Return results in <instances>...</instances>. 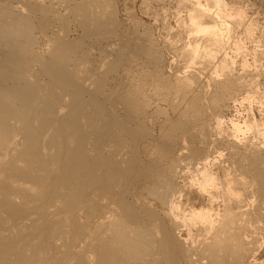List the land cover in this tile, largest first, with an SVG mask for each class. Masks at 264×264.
I'll return each mask as SVG.
<instances>
[{
    "label": "bare ground",
    "instance_id": "1",
    "mask_svg": "<svg viewBox=\"0 0 264 264\" xmlns=\"http://www.w3.org/2000/svg\"><path fill=\"white\" fill-rule=\"evenodd\" d=\"M6 1L0 264H264V103L251 97L247 63L235 70L225 51L231 43L239 52L231 29L242 24V11L223 0H187L186 29L211 41L187 51L202 67L176 78L171 118L159 107L149 115L136 97L125 100L137 123L131 128L98 104L102 80L78 74L81 39L111 34L110 18L90 24V6L102 1L13 0L21 5L13 10ZM61 2L79 12L72 19L81 35L71 42L52 33L42 60L11 22L1 24L16 14L65 26L69 17L54 7ZM152 115L163 118L160 137L142 159L138 141L152 136L145 128Z\"/></svg>",
    "mask_w": 264,
    "mask_h": 264
},
{
    "label": "rangeland",
    "instance_id": "2",
    "mask_svg": "<svg viewBox=\"0 0 264 264\" xmlns=\"http://www.w3.org/2000/svg\"><path fill=\"white\" fill-rule=\"evenodd\" d=\"M69 1L73 5H80L87 0ZM101 1L98 3L101 2L102 5L90 6L88 10L90 24L97 18L103 22L106 18H110L112 21L110 24L111 34L104 36V30H101L97 38L92 36L81 39V48L78 49L75 56L78 59L85 57V60L84 62L81 61V64L79 63L78 74L80 77H84L87 82L102 80L104 94L103 97L99 96L98 104L106 110V115L108 111L113 112L116 119L131 128L135 127L137 123L129 121V109L123 103L131 97H136L142 105L147 104L149 115L153 114L159 107L166 111L167 118H171L176 78L191 72L197 73L196 69L202 67L198 61V65L189 63L188 49H193L195 43L206 44L207 46L211 44L208 38L192 36L191 32L186 29L190 2L194 0H190V2L187 0ZM223 1L229 10L242 11L245 20L242 21V24H237L231 29L233 36L231 38L239 42L240 48L237 53L233 50L231 43V45H226L225 51L229 62L234 63L233 68L235 70H240L243 62L247 63V65L245 64L247 67H245L246 70L248 69V75L251 74L250 83L254 88V94L251 97H254L255 101L264 103V0ZM5 3L12 10L18 6L21 7L19 4L17 6V2H13V0H7ZM200 4L205 5L206 2L200 0ZM54 7L60 15L68 14V16L65 15L67 18L69 17L65 26L49 19V26L43 27L44 20L38 15L32 16L29 20H21L16 17V14H13L12 19L1 22V24L11 22L16 37L20 36L21 39L29 42L30 55L35 60H42L47 56L51 40L54 38L52 33L54 35L64 34L66 39L71 42L80 38L81 32L77 30L75 21L72 19L79 12L75 9H69V6L62 2ZM90 26L92 27V25ZM112 31L114 32L112 33ZM106 32L104 31V33ZM70 64V69H72L73 63ZM110 67L113 71L108 70ZM35 70H40L39 65H36ZM207 70L209 69L207 68ZM211 72L208 71V74ZM138 90L141 91L138 92ZM162 100H165L166 103H162ZM225 114L227 115V113ZM162 120L163 118L152 115L150 121L145 124L146 130L149 133L152 132L150 133L152 136L141 142L137 140L142 159H144L146 151L159 141L158 124ZM112 131L117 133L114 128ZM108 144L109 142L105 143V145ZM137 192L139 193V190ZM100 217L97 215L93 220L99 221Z\"/></svg>",
    "mask_w": 264,
    "mask_h": 264
}]
</instances>
